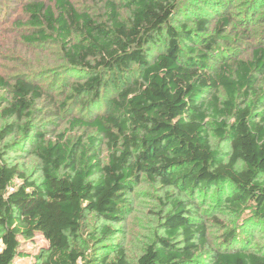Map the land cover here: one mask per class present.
I'll return each mask as SVG.
<instances>
[{
	"label": "trees",
	"instance_id": "1",
	"mask_svg": "<svg viewBox=\"0 0 264 264\" xmlns=\"http://www.w3.org/2000/svg\"><path fill=\"white\" fill-rule=\"evenodd\" d=\"M102 1L101 18L70 0L25 4L32 32L25 39L58 44L73 78L58 113L72 115L69 128L89 127L101 135L106 160L96 151L95 136L82 143L63 132L54 140L35 133L33 153L41 171L36 183L0 149V264L26 259L31 264H264V250L252 248L250 241L264 231V103L257 78L264 74V47L254 48L248 59L213 67L209 55L194 46L192 30L173 26L179 0ZM206 23L197 20L196 29L205 31ZM227 23L228 16H222L216 30ZM160 41L162 51L156 50ZM213 46L208 40L203 48ZM108 80L113 91L104 102ZM4 88L12 92L9 104L0 108L7 120L30 116L33 103L48 96L25 77L9 85L0 74ZM76 106L90 108L93 115L71 113ZM207 118L230 144L226 160L209 143ZM27 129L25 123L26 135ZM13 131V123L2 125L0 141ZM141 175L173 190L166 195L164 235L135 262L123 248L111 258L81 248L76 238L82 218L94 213L118 220ZM211 190L207 205L227 207L239 219L221 245L202 258L197 254L208 243L207 221L197 202L209 201ZM34 236L46 241L37 253L21 247L20 239Z\"/></svg>",
	"mask_w": 264,
	"mask_h": 264
},
{
	"label": "rangeland",
	"instance_id": "2",
	"mask_svg": "<svg viewBox=\"0 0 264 264\" xmlns=\"http://www.w3.org/2000/svg\"><path fill=\"white\" fill-rule=\"evenodd\" d=\"M33 1L43 2L46 6L53 5V0H0V74L9 85L17 78L25 77L40 85L48 96L35 101L30 116L21 120L0 117V127L7 123L14 125V131L0 141V149L11 165L17 166L29 180L37 183L41 179V171L38 158L33 153L36 143L34 139L37 138L35 133H42L45 140H54L57 134L63 132L65 138L71 142L80 139L82 143H86L90 136H95L96 151L102 161L106 160V148L101 135L96 134L92 128H69L68 119L72 115L67 111H57L58 104L70 90L73 78L69 77L64 68L58 44L53 41L33 44L25 39L32 32L24 7L26 3ZM70 1L77 9L91 14L94 18H101L103 15L102 0ZM178 4L179 11L174 16L173 26L180 29L185 24L192 30L194 46L209 55L211 66L216 67L222 61L229 62L234 58L248 59L254 48L264 47V0H179ZM122 15L127 16L125 9L122 10ZM224 15L228 16V23L218 31L217 21ZM201 18L207 21L205 31L196 29L195 22ZM208 40H213L215 45L209 50L203 48ZM164 47V42L160 41L156 50L162 51ZM257 78L261 90L259 100L264 103V74ZM112 91V82L109 81L101 96L104 102ZM219 96L224 97L221 92ZM11 97L10 89H0V108L7 106ZM90 111V108L76 106L71 113L90 117L93 115ZM25 123H28L27 135L22 130ZM214 123L211 118L206 119L208 140L212 149L217 150L226 160L230 144L227 139L215 134ZM15 182L18 180L15 179ZM172 192L171 188L163 187L157 180L152 181L141 175L138 182L133 184L132 190L126 194V206L122 216L114 220L87 213L81 220L76 243L86 251L95 248L110 258L118 248H123L128 260L135 262L148 244L164 235L162 217L170 208L166 195ZM212 195L211 190L209 201L197 202L200 212L205 209L202 218L207 221L208 243L205 251L208 252L197 254L202 258L221 245L226 232L236 227L239 219L227 207L216 209L208 206L213 200ZM106 228L109 232L104 234L103 230ZM20 241L21 247L31 253H37L46 245L41 236ZM250 241L252 248L263 251L264 231L255 234ZM31 262V259H26L23 264Z\"/></svg>",
	"mask_w": 264,
	"mask_h": 264
}]
</instances>
